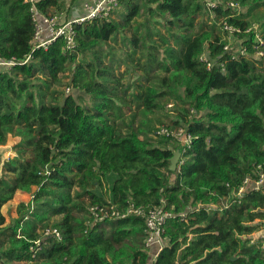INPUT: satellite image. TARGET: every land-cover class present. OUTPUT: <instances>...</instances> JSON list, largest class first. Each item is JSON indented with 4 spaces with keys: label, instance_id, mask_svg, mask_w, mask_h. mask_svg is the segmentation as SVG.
<instances>
[{
    "label": "trees",
    "instance_id": "trees-1",
    "mask_svg": "<svg viewBox=\"0 0 264 264\" xmlns=\"http://www.w3.org/2000/svg\"><path fill=\"white\" fill-rule=\"evenodd\" d=\"M84 1L36 6L44 15L64 13L63 22ZM217 1L209 10L205 0H123L120 20L76 24V46L68 49L63 37L35 48L31 3L0 0V56L17 62L0 73V145L15 131L21 138L14 157L0 155V264H145V217L96 220L91 205L109 201L120 208L129 201L163 205L173 213L155 264H264V249L252 243L264 228V188L238 193L246 178L264 172V59L254 57V31L240 35L245 56L224 49L220 26L225 18L242 29L258 23L264 39V0ZM230 2L247 9L238 13ZM145 12L146 21L134 25ZM211 12L214 24L195 31ZM126 30H132L122 35L127 53L117 57L109 42ZM129 61L140 68L141 82L122 81L117 68ZM66 72L68 88L83 96L60 100L51 90L63 85ZM133 86L132 100L145 112L172 101L177 119L159 125L184 128L193 136L190 148L156 136L159 125L153 131L159 143L142 137L132 121L125 125ZM177 150L184 161L171 170ZM109 175L115 178L108 197L94 188ZM33 187L32 200L6 223L2 206ZM48 226L61 237L43 236Z\"/></svg>",
    "mask_w": 264,
    "mask_h": 264
},
{
    "label": "built area",
    "instance_id": "built-area-1",
    "mask_svg": "<svg viewBox=\"0 0 264 264\" xmlns=\"http://www.w3.org/2000/svg\"><path fill=\"white\" fill-rule=\"evenodd\" d=\"M31 3V12L35 25L34 41L35 48L47 46L58 37H63L66 41V47L68 49H73L76 46V24H82L85 22L92 21L94 19H105L109 18L114 9H116L123 0H85L83 4L84 13L76 18L67 19L63 21L62 13H55L54 15H44L42 14L36 3L39 0H25ZM206 6L209 10H214L217 5V0H205ZM231 7L237 9L238 13L241 12L242 6L238 2H230ZM221 30L224 35V39L227 43L224 46L225 50L234 51L240 53V55H249V47L244 44L243 39L240 37L241 34H246L251 31L255 32V39L251 43V48L254 52L255 58L264 59V39L259 32V24L253 23L246 29H242L241 26L231 24L228 19H222L220 22ZM49 31L52 36L46 39L43 38L44 32ZM238 41V47L236 48L235 41ZM234 55V54H233ZM239 55H234L233 58H238ZM30 55L26 57L23 61L28 62ZM201 60L204 61L208 69L213 66V61L210 59L209 55L204 52L201 55ZM17 64L15 60H4L0 56V73L10 69L13 65ZM70 90V89H68ZM156 136H174L179 138L184 144L183 151L190 148L193 136L190 133H186L185 129L180 127L178 129H170L165 125H159L155 131ZM182 156V153H181ZM184 161V157H181L180 163ZM261 165L258 166L260 168ZM254 188H264V172L259 171V176L256 180L251 178H246L244 185L241 186L238 193L242 194L243 191L248 187ZM90 211L94 218L99 221L120 219L125 218L130 215L142 216L146 219L145 227V246L150 250V258L145 264H155V258L158 253L165 245V225L167 219L173 216V213L166 210L163 205H156L150 208L144 205H137L134 201H129L124 208L118 207L116 204L109 201L102 205H91ZM43 236L45 237H55L60 238L61 233L57 227L48 226L43 231ZM37 244L41 243V240H36ZM253 244H261L264 249V233L259 237L252 235Z\"/></svg>",
    "mask_w": 264,
    "mask_h": 264
},
{
    "label": "rangeland",
    "instance_id": "rangeland-1",
    "mask_svg": "<svg viewBox=\"0 0 264 264\" xmlns=\"http://www.w3.org/2000/svg\"><path fill=\"white\" fill-rule=\"evenodd\" d=\"M247 8L242 7V10L245 11ZM74 11V8H72L71 12L69 15H72V12ZM124 11V8L120 5L115 12L112 14V18H116L120 20V14ZM210 16L206 15L203 18L199 20L197 23V26L195 28V31H198L201 26H203L204 29L210 28L214 23H213V18H214V12H211L209 14ZM147 15L146 12L141 16L138 17L133 23L134 25H137L138 23H141L142 21H146ZM258 20L262 22V15H258V17H255ZM160 19V18H158ZM257 20H254L256 22ZM132 30H126L125 33L121 32L119 33V36L116 40H111L109 42V47L108 49L110 51H113L117 57H125L127 53V47L125 46V43L123 41L122 35L127 34L131 35ZM221 33V32H220ZM236 48L238 47V41H235ZM123 61V58H121ZM145 57L141 59V61H144ZM138 68V67H137ZM117 72L120 73L122 81H125L126 84L130 82H136L139 81L138 78H140L141 70L140 68L135 69L132 64L127 63H122L121 67L117 68ZM155 73V71L153 72ZM122 74V75H121ZM63 78V85H54L51 90H56L55 95L61 98H63L66 95L72 94L75 97H79L80 95L83 96V93L79 90H68L69 88V72L63 73L62 74ZM146 83V81H144ZM134 90V86L131 87V90L129 93V99L131 100V109L125 108L126 110V115L124 118V123L125 125L129 123L130 121L133 122L134 126L136 128H143L144 133L143 136H148L152 141L155 143H159L162 137L157 138L153 135V131L155 130V126L159 124H173V120L177 119V109L175 107H170L168 103L172 101H165V106L163 109L157 110L154 113H148L145 112L142 108L137 107V103L134 102V99L132 100L131 92ZM86 97V96H84ZM49 98V97H48ZM124 126V125H123ZM125 129V127H123ZM21 141L20 136L16 134V131L12 134H10L6 140V143L3 145H0V155L2 157V160H8L9 158L14 157L17 152L15 149V145ZM173 178L175 177L174 175L172 176ZM114 175H109L107 177V180L103 182L102 185H96L94 190L97 193L103 194L105 196L109 197V190H110V185L112 184V181L114 180ZM36 187L32 188L31 192H23V191H17L14 195V197L9 200L7 203H5L2 206V213L6 217V223L12 222L15 218L18 217L19 215V205L21 202H26L29 203L32 200V193ZM107 197V198H108ZM60 219V216L54 217L52 221H57ZM53 224V223H51ZM264 233V228H261L260 230L256 231L253 233L254 236L259 237ZM150 252V250H149ZM19 264V263H16ZM20 264H31L27 262H22Z\"/></svg>",
    "mask_w": 264,
    "mask_h": 264
},
{
    "label": "crops",
    "instance_id": "crops-1",
    "mask_svg": "<svg viewBox=\"0 0 264 264\" xmlns=\"http://www.w3.org/2000/svg\"><path fill=\"white\" fill-rule=\"evenodd\" d=\"M73 8H74V11L72 12V15H68V19H73V18L79 17V16H81L84 13L83 5H78L77 4ZM64 16H65V14L62 13L63 19H64ZM48 32L49 31L44 32V34H43V38L44 39L48 38V36L50 35Z\"/></svg>",
    "mask_w": 264,
    "mask_h": 264
},
{
    "label": "water",
    "instance_id": "water-1",
    "mask_svg": "<svg viewBox=\"0 0 264 264\" xmlns=\"http://www.w3.org/2000/svg\"><path fill=\"white\" fill-rule=\"evenodd\" d=\"M180 158H181L180 150L175 151V153H174V155H173V157L171 159V162H172L171 166H170L171 170H176L177 169L178 162H179ZM234 258L235 257H233L232 259H234Z\"/></svg>",
    "mask_w": 264,
    "mask_h": 264
}]
</instances>
